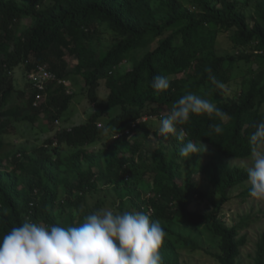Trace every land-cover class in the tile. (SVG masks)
Masks as SVG:
<instances>
[{
  "label": "trees",
  "instance_id": "trees-1",
  "mask_svg": "<svg viewBox=\"0 0 264 264\" xmlns=\"http://www.w3.org/2000/svg\"><path fill=\"white\" fill-rule=\"evenodd\" d=\"M24 17L31 19L29 25L22 26ZM101 24L112 32V43L95 49L91 40ZM220 33H227L236 53L218 52ZM125 59L133 65L122 73L117 65ZM40 64L57 79L75 82L80 76L94 109L84 122L56 130L26 154L12 148L2 134L9 133L14 122L32 123L41 115L55 127L72 99L63 83L50 82L48 102L34 106L36 90L29 82V93L15 88V68L22 66L27 74ZM209 67L224 86L241 76L239 92L229 97L226 87L217 88L205 71ZM172 75L177 77L169 78ZM154 76L166 77L169 89L155 94ZM101 80L107 87L104 99L97 92ZM188 92L228 114L222 134L212 133L209 127L220 123L218 119L193 115L187 124L178 126L186 132L183 142L169 136L153 145L134 136L145 122L141 121L144 115L162 118ZM261 121L264 0H0V237L25 219L63 227L78 225L85 214L99 209L97 204L85 203L87 194L103 180L115 191L120 212L129 198L136 212L160 221L167 233L160 249L163 264H181L180 247L204 250L218 264H238L245 242L239 230L247 220L228 226L220 215L231 196L242 200L249 196L246 168L225 160L210 163V190L219 194V201L200 211L191 205L206 192L193 175L202 173L204 167L192 166L183 173L178 153L190 140L210 146L219 157H248L249 136L253 125ZM107 129L111 136L104 139ZM115 133L119 136L113 138ZM58 146L71 152L64 153ZM4 161L12 167L7 169ZM177 167L181 181H177ZM140 181L150 185L146 198ZM237 187L240 190L230 196ZM173 223L207 226L218 238L217 251L174 232ZM252 259L253 264H264V232Z\"/></svg>",
  "mask_w": 264,
  "mask_h": 264
},
{
  "label": "clouds",
  "instance_id": "clouds-1",
  "mask_svg": "<svg viewBox=\"0 0 264 264\" xmlns=\"http://www.w3.org/2000/svg\"><path fill=\"white\" fill-rule=\"evenodd\" d=\"M205 71L217 88L225 87L212 75L210 67ZM169 87L166 77H153L151 88L155 94ZM193 115L218 119L220 123L209 125L211 132L217 135L222 134V124L228 120V114L215 103L188 92L159 120L157 135L164 139L175 136L183 142L186 132L178 126L187 124ZM253 127L255 130L248 139V194L264 202V121ZM206 150L199 141L194 144L188 140L178 155L183 162ZM166 235L160 221L151 220L144 212H120L111 208L85 214L76 226L47 225L25 219L0 237V264H163L160 249Z\"/></svg>",
  "mask_w": 264,
  "mask_h": 264
},
{
  "label": "rangeland",
  "instance_id": "rangeland-1",
  "mask_svg": "<svg viewBox=\"0 0 264 264\" xmlns=\"http://www.w3.org/2000/svg\"><path fill=\"white\" fill-rule=\"evenodd\" d=\"M18 1L20 2L21 0ZM30 23L31 19L28 17H24L21 21L22 26L29 25ZM99 28L98 34L91 40V44L95 49H98L99 47L102 48V46H109L112 43V32L110 29L107 28L105 24H101ZM97 37L100 39H97ZM217 41L218 52L229 55L231 53L237 52L236 49H233L232 43L230 42L227 33H220L218 35ZM67 60L69 62V66L72 67L73 63L69 60V58H67ZM132 65L133 63L130 59H125L117 65V69L124 73L131 69ZM175 76L177 77V75H172L169 76V78H174ZM13 79L16 89H20L25 91V93H29V83L22 66L14 69ZM75 79V82H71L70 80L66 79L65 88L67 93L72 95V99L68 105V108L63 113L64 116L59 119L58 123L54 122L55 127L53 126L52 122L48 121L46 118H43V115H41V118L36 119L32 123L14 122L9 126V133L2 134L12 148L19 151L23 150L26 152V154H29L32 151H35V149H37L47 137L54 135L56 130H60L59 127L62 128L64 126H76L87 119L88 114L94 109V104L91 103L87 97L81 77L77 76ZM240 80L241 76L236 75L230 81V83L225 86L226 94L229 97H232L234 94L239 92L238 85L240 84ZM97 92L99 99H104L106 97L107 87L105 86L104 80H101V84L98 87ZM48 99L49 97L47 93L45 101L43 102H48ZM152 106L156 107L158 105L156 103H152ZM160 119L161 118L159 116H150L148 114L144 115L141 121L145 122H143L141 130L134 133V136L140 140H143L144 142L151 141L150 143L153 145L158 144L159 138L162 139V137L158 136L156 133ZM110 136V131L108 129L105 130L103 133V138L105 139ZM118 136L119 134L115 133V135L112 137L114 138ZM204 146H206V152L199 153L196 157L197 159L195 160L188 159L190 160V163H185L187 160L182 162L183 158L181 157L178 159V161L182 164L181 166L183 173L190 171L192 166H195V168L199 166L204 167L202 173L197 172L193 175L194 177L200 179L201 189L206 192V196L203 199H197L191 205L192 208L198 209L200 211H203L212 202L219 201V194H212L210 190V163L225 160L232 165H238L243 168L250 166L247 157H219L216 152L210 148V146L206 144ZM59 149H61V151L64 153L71 152V149L64 146H60ZM90 149L93 148L90 147ZM3 165L7 169L12 167V165H10V163L7 161H4ZM176 176L177 181H181L182 174L180 173L178 167L176 168ZM245 185L250 186L247 180L245 181ZM139 187L142 190L143 198H146L148 195H150V185H148L146 182L140 181ZM239 190L240 188L238 187L232 189L230 191V196L235 195ZM96 204L99 209L111 208L116 211H120L118 209V197L116 196L115 191L111 186H107L103 180L99 182L98 189L96 191L90 192L86 196L85 205L95 207ZM128 210L136 212V209H134L132 206L129 198L125 199V211ZM75 212L76 211L74 210V213ZM220 217L228 226L239 223L241 219L247 220L246 225L239 230V235H244L245 242L240 247V254L238 256L237 262L238 264H253L252 257L255 251L256 242L258 241L260 234L264 232V202L256 201L250 198V196H247L245 200L231 196V199L224 204ZM170 228L176 233L193 238L204 249L217 251L218 238L207 226L194 227L184 223H173L170 225ZM172 239H174L173 236ZM177 244H179V242ZM178 253L181 264H218L217 260L214 257L206 254L204 250H191L189 248L180 247L178 249Z\"/></svg>",
  "mask_w": 264,
  "mask_h": 264
},
{
  "label": "built area",
  "instance_id": "built-area-1",
  "mask_svg": "<svg viewBox=\"0 0 264 264\" xmlns=\"http://www.w3.org/2000/svg\"><path fill=\"white\" fill-rule=\"evenodd\" d=\"M28 82L36 90L33 105L38 106L41 101L45 100L47 95V86L50 82H57L66 84L64 79H57L56 75L50 71L45 64L37 65V68L33 71H29L26 74ZM58 123V121H55Z\"/></svg>",
  "mask_w": 264,
  "mask_h": 264
}]
</instances>
